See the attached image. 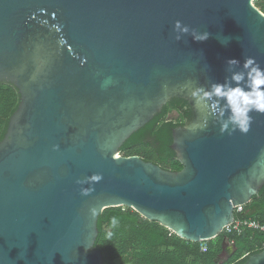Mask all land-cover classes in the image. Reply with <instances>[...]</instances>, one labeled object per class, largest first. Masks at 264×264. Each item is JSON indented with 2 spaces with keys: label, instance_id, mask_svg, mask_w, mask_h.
Returning <instances> with one entry per match:
<instances>
[{
  "label": "water",
  "instance_id": "obj_1",
  "mask_svg": "<svg viewBox=\"0 0 264 264\" xmlns=\"http://www.w3.org/2000/svg\"><path fill=\"white\" fill-rule=\"evenodd\" d=\"M252 2L0 0V84L19 95L0 141V264H102L96 224L109 208L195 244L232 224L264 186V115L250 113L247 134H221L211 116L192 130L209 108L191 93L223 83L228 60L264 68V15ZM176 21L208 39L176 41ZM172 99L191 109L172 130L182 169L121 157ZM243 264H264V250Z\"/></svg>",
  "mask_w": 264,
  "mask_h": 264
},
{
  "label": "trees",
  "instance_id": "obj_2",
  "mask_svg": "<svg viewBox=\"0 0 264 264\" xmlns=\"http://www.w3.org/2000/svg\"><path fill=\"white\" fill-rule=\"evenodd\" d=\"M253 6L264 15V0H253ZM19 95L11 85L0 84V141L10 116L16 110ZM191 119V109L182 100H169L160 113L133 133L119 148L124 158L136 156L164 171L179 172L172 144V130L184 127ZM116 217L115 227L110 223ZM234 220L264 225V186L251 202L234 213ZM94 249L102 264H243L264 250V234L244 230L240 234H220L209 242L190 243L177 238L156 222L144 220L127 208L103 210L97 219ZM231 247V256L222 259L223 245ZM201 245L205 250H201Z\"/></svg>",
  "mask_w": 264,
  "mask_h": 264
},
{
  "label": "clouds",
  "instance_id": "obj_3",
  "mask_svg": "<svg viewBox=\"0 0 264 264\" xmlns=\"http://www.w3.org/2000/svg\"><path fill=\"white\" fill-rule=\"evenodd\" d=\"M173 31L176 33L175 40L180 41L185 35H190L196 42H204L208 39L209 33H199L195 29L190 31L187 25H182L176 21L173 25ZM227 44L225 38L221 41ZM227 70L230 75L226 77L223 83H211L209 89L196 88L192 91L193 97L198 98V102H203L209 108L208 113L203 117V122L193 125L192 130L197 127L203 129L206 127L207 118L211 116L220 125L221 134L226 131L229 135L238 131L240 134H247L253 122L250 113L264 115V68L257 64L252 57H245L243 63L235 59L226 62ZM239 68L237 71H231L234 67ZM58 145H53L52 150L57 151ZM102 179L100 174H94L91 180L99 182ZM77 184H83L85 181L77 180ZM92 188H81V195H89ZM91 214H95L94 209H90ZM113 227L118 223L116 217L110 221Z\"/></svg>",
  "mask_w": 264,
  "mask_h": 264
},
{
  "label": "built area",
  "instance_id": "obj_4",
  "mask_svg": "<svg viewBox=\"0 0 264 264\" xmlns=\"http://www.w3.org/2000/svg\"><path fill=\"white\" fill-rule=\"evenodd\" d=\"M241 208L235 209V212H240ZM244 230L257 231L264 234V225H260L253 221L234 220L232 224L225 227L222 233L226 235L240 234ZM264 248V246H263ZM201 250H205V246L201 245Z\"/></svg>",
  "mask_w": 264,
  "mask_h": 264
},
{
  "label": "rangeland",
  "instance_id": "obj_5",
  "mask_svg": "<svg viewBox=\"0 0 264 264\" xmlns=\"http://www.w3.org/2000/svg\"><path fill=\"white\" fill-rule=\"evenodd\" d=\"M230 252H232V249H231L230 246H227V247L225 248V250H224V254H223V256H222V259L226 258V256H227Z\"/></svg>",
  "mask_w": 264,
  "mask_h": 264
},
{
  "label": "flooded vegetation",
  "instance_id": "obj_6",
  "mask_svg": "<svg viewBox=\"0 0 264 264\" xmlns=\"http://www.w3.org/2000/svg\"><path fill=\"white\" fill-rule=\"evenodd\" d=\"M228 245L227 244H224L223 245V253H222V255H221V258H222V256H223V254H224V250H225V248L227 247ZM231 256V252L226 256V258H228V257H230ZM226 258H224V259H226Z\"/></svg>",
  "mask_w": 264,
  "mask_h": 264
}]
</instances>
